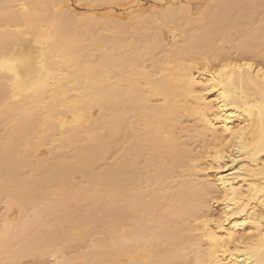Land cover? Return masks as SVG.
<instances>
[{"label":"bare ground","instance_id":"bare-ground-1","mask_svg":"<svg viewBox=\"0 0 264 264\" xmlns=\"http://www.w3.org/2000/svg\"><path fill=\"white\" fill-rule=\"evenodd\" d=\"M172 1L167 6L169 14L162 18L146 17L149 11L138 2L126 13L127 20L122 21L114 14L102 16L92 9L79 16L70 9L68 0H0V130L4 127L0 131V167L5 168L0 176V198L10 200L0 227V264L19 259V254L30 256L31 251L36 255L55 251L57 239L50 240L55 248L50 251V245L44 247L40 243L35 229L42 235L47 227H52L58 210L63 215L59 220L66 219L68 213L64 211L71 212L67 208L74 205L68 201L71 191L67 189L73 192L77 188L74 196L83 197L78 198L79 203L88 201L86 204L95 210L97 198L93 203L91 199L97 191L89 185L93 182L102 189L106 185L113 192H105L113 201L109 207L106 204V213L103 212L110 218V227L109 218L105 223L104 216L96 210L100 214L93 217H102L106 226L93 219L92 213L91 217H80V212L89 211L86 204L81 205L83 211L78 208L79 203L78 209L71 206L80 217L76 219L78 225L85 223L80 227L89 228L87 221H94L101 228L94 232L96 236L93 231V236L86 233L87 228L86 232L81 230L87 239L82 241L96 239L101 235L97 233H104L102 227L110 230L90 242L92 246L82 242L94 249L83 255L78 253L84 260L82 264H264V23L245 32L243 41L233 43L226 52L224 45L220 44L222 49L217 47L213 36L220 32L214 34L215 30L226 28L215 29L212 25L219 14L215 2L216 18L214 22L208 20L212 23L209 25L206 18L195 19L190 13L177 16L176 0ZM231 2L217 0L218 7L227 5L225 10ZM258 4L253 13L260 8L261 3ZM234 5L245 10V15L253 10L237 0ZM211 12L206 14L207 19L214 17ZM226 14L225 17L232 18ZM224 18L220 23H229ZM149 29L153 30L151 35ZM139 34L143 40L141 36L137 39ZM145 35L149 36L144 38ZM224 35L225 30L218 38L227 41ZM191 144L200 147L196 146L194 151ZM47 145L52 147L48 154L35 155ZM109 146L116 148L115 152L113 147L110 151L113 158L105 155ZM66 149L72 150L73 156H66L70 153ZM104 157L113 159L107 158L112 163L104 168L101 165L99 175H94V166L102 164L100 159ZM25 167L32 174L38 169L45 174L48 169V175L43 178L41 173L42 179L38 180L31 174L15 181ZM74 169L91 182L75 185L78 180L66 176L74 174ZM63 176L67 181L60 180ZM51 178L54 180L50 183L46 181ZM58 178L64 183L57 191V187L51 186L57 185L54 183H58ZM42 181L59 194L67 188L68 194L63 195L68 202L66 210L58 208L64 205L62 196L58 197L62 202L56 200L57 204L51 197L49 202L47 197L42 199L44 191L34 188L37 183L46 190ZM14 186L18 188L16 192ZM86 186L88 191H94L89 192V197ZM30 191H34L32 196L44 194L42 201L35 199L38 196L29 201ZM25 200L26 205L34 203L36 210L42 202L47 204L37 210L46 226L41 227L37 215V221H30L40 225L34 222L36 228L33 226L34 232L30 231L36 234V240L30 237L28 218L26 223L19 218L24 226L20 224L22 227L18 228V218L12 211L14 202L23 205ZM52 202L58 205L55 210L51 208ZM214 203L221 206L217 215L211 212ZM98 205L102 206V201ZM29 206L25 209L30 212L24 211L35 217L36 211ZM45 210L56 213L50 211L56 217L53 224L48 222L50 226L46 219L51 216ZM57 220L56 227L62 224ZM72 220L67 223L77 225ZM75 224L73 231L78 227ZM62 226L63 231L72 233V226ZM27 232L31 239L28 242L23 237ZM55 233L56 230L52 235L56 236ZM63 233L61 239L66 235ZM79 234L65 238L70 242L78 236L75 244L81 243ZM20 236L26 242L16 246ZM26 243L32 249H27V253ZM66 247L70 250V245ZM59 252L56 255L55 251L54 256L64 255V250ZM65 257L56 258L54 264H74L76 259L80 260L76 256Z\"/></svg>","mask_w":264,"mask_h":264},{"label":"rangeland","instance_id":"rangeland-1","mask_svg":"<svg viewBox=\"0 0 264 264\" xmlns=\"http://www.w3.org/2000/svg\"><path fill=\"white\" fill-rule=\"evenodd\" d=\"M232 1V0H231ZM235 1L236 0H233V2H231V5L227 8V10H225L226 9V6L227 5H224L223 7H221V6H219L218 7V4H217V0H176V5H175V13H176V15L177 16H179V17H181V16H183L184 14H187V13H190L191 15H193L194 16V18L195 19H205L207 22L206 23H208V20L210 21V19H211V22L213 21H215V20H213L214 18H216V16H214V14H217L216 12H215V10H214V8L215 7H213V3L216 5V8L218 9L217 11H218V13L219 14H221L220 16L222 17H218V15L219 14H217V18H216V21L212 24L211 22H209L208 24L209 25H214V27H215V29H219V26H220V28H222L221 26H225L226 28H222V30H215L214 31V34H215V32H219V33H217V34H215V35H213L214 37H215V41H216V44H218L217 45V47H219V49H222L221 48V45H224V48H225V51L227 52V51H229V49L231 48V46L232 45H234L235 43L237 44V43H239L240 41H243V39H244V35H245V32H249V31H252V29L254 28V26H260V25H262L263 23H264V0H259V2H258V0H237V2H238V4H240L241 6H244V5H249L250 7H254V5L256 6V4H260L261 3V5H260V8L259 9H257L256 11H255V13H253V11L256 9V7H255V9L253 8V10H252V12L251 13H253V15L250 13H247L248 15H245L246 14V11L245 10H243V9H237V7L239 8V6H233V4L235 3ZM139 2V4H141L144 8H146L148 11H149V13H146L145 14V16L146 17H148V18H152L153 16H155L156 18H162V17H164L165 15H167V14H169L168 12H169V10L167 9V6L169 7V5H172L173 4V1L172 0H116V1H111V2H106V1H90V0H68V4L70 5V9H72L73 11H75L76 13H78V14H80L79 16H85V15H87V13H90V12H92L91 11V9L93 10V11H96V13H100V15H102V16H104V15H110V14H114V15H116L119 19H121L122 21H126L127 20V14L126 13H128L129 11H130V7H133V6H135L137 3ZM141 2V3H140ZM172 2V3H171ZM256 2V3H255ZM233 3V4H232ZM258 4V5H259ZM16 5H18V4H15V8H17L16 7ZM20 5V4H19ZM214 5V6H215ZM215 8V9H216ZM222 8V9H221ZM235 8V9H234ZM240 8H242V7H240ZM234 9V10H233ZM211 10H213L212 12H211ZM229 10L231 11V12H229ZM243 10V11H242ZM209 12H211V14L214 16V17H212L211 16V18H209V19H207L208 18V15L206 16V14H208ZM215 12V13H214ZM226 13H228V17H229V15L230 16H232V18H227V16L225 17V15H227ZM104 14V15H103ZM198 14V15H197ZM204 14H205V16H204ZM210 14V13H209ZM246 16V18L247 17H249V15L251 16L250 18H244L245 16ZM204 16V17H203ZM210 16V15H209ZM240 16H242V17H240ZM197 17V18H196ZM199 17V18H198ZM225 17V18H224ZM237 17V18H236ZM239 17H240V19H239ZM219 18V23L217 22V19ZM223 18L224 19H226L227 21L229 20V23L228 22H226V24L225 23H220V22H222L223 21ZM242 18H244L243 20H242ZM205 20H204V22H205ZM239 20H241V21H239ZM240 23V25H239V23ZM217 22V23H216ZM211 23V24H210ZM236 23H238V25L236 24ZM204 24V23H203ZM207 24V25H208ZM218 26H217V25ZM249 24V25H248ZM236 25H237V28H235L236 27ZM240 27V28H239ZM151 28H153V26L151 27ZM150 28V29H151ZM239 28V29H238ZM149 29V31H150V35L153 33V30L151 31ZM154 29V28H153ZM188 29H190V27H188ZM227 29V30H226ZM235 29H238L237 31H234ZM224 30H225V34H227L225 37H227V41H225L224 40V37L223 38H218L220 35H221V37H222V33L224 32ZM145 32L147 31V32H149L148 30H144ZM142 33V32H141ZM140 33V34H141ZM144 33V32H143ZM221 33V34H220ZM139 34V36H138V38L137 39H140V40H143V37L141 36ZM147 34H149V33H147ZM144 35V34H143ZM219 35V36H218ZM136 36V37H137ZM141 36V37H140ZM147 35H145L144 36V38L146 37ZM149 36V35H148ZM147 36V37H148ZM217 36V37H216ZM140 37V38H139ZM146 37V38H147ZM223 39V40H222ZM240 39V40H239ZM218 40H219V43H217L218 42ZM234 42H233V41ZM239 40V41H238ZM214 41V42H215ZM227 43V44H226ZM232 43V44H231ZM234 43V44H233ZM221 44V45H220ZM231 44V45H230ZM230 46V47H229ZM216 47V48H217ZM214 53V52H213ZM155 54H158V52H156L155 51ZM154 54V55H155ZM188 122H185L184 123V125H186ZM188 125V124H187ZM2 128H4L3 126L1 127V130H2ZM0 130V131H1ZM3 132V131H2ZM1 132V133H2ZM0 133V134H1ZM198 144H191L190 146H193V147H191V149L193 148V150L195 151V149H196V146H197ZM45 147V146H44ZM41 147V149H38V151H40V152H38V151H36V156H40V155H42V154H48L49 152V150L52 148L51 146H49V145H47V147ZM49 147V148H48ZM112 147L113 146H109V151L105 154L106 156H108V155H112V157L111 158H113V154H111L112 152H113V150H111L112 149ZM198 147H200V144H199V146H197V149H199ZM47 148V149H46ZM113 148H115V147H113ZM49 149V150H48ZM196 149V150H197ZM19 150V149H18ZM21 150H23V149H21ZM67 150V149H66ZM66 150L64 151V152H66ZM70 150V149H69ZM69 150H67V152L69 151ZM24 151V150H23ZM72 151V150H71ZM71 151H69L70 153L69 154H65L66 156H73V154L74 153H71ZM110 151H112L111 153H110ZM116 151V148L114 149V152ZM193 151V152H194ZM199 151L200 150H198L197 151V153H199ZM20 152V151H19ZM66 152V153H67ZM21 153H23L22 151H21ZM19 154L20 155V157L22 156V154ZM194 153H196V152H194ZM17 154V153H16ZM18 155V156H19ZM16 157V156H15ZM14 157V158H15ZM19 157V158H20ZM109 157V156H108ZM108 157H106V159H105V157L104 158H102V159H100L99 161H100V163H102V164H98L99 165V167H98V165H95L96 166V168H95V166H94V170L96 169V171L93 173L94 175L95 174H97V175H99L98 173H100L99 171H101L102 170V167H101V165L103 166V168L105 167V166H107V165H109V164H111L112 162H109V161H107V158ZM110 158V157H109ZM108 158V160H113V159H109ZM16 159H18V157L17 158H15V160ZM34 162H35V159L33 160ZM99 161H97L96 162V164L99 162ZM75 162V161H74ZM104 163H106V164H104ZM3 166V165H2ZM44 166V165H43ZM75 167H77L76 165H75ZM101 167V168H100ZM1 168V167H0ZM99 168L101 169V170H99ZM24 170H23V172L21 173H19L18 175H16V177H15V181L16 180H18V179H20V178H23V176H24V178H27V177H29V176H31V174L32 173H30V169L28 168V167H25V168H23ZM47 169V168H46ZM3 170V171H2ZM40 169H38V170H33V173L34 174H32V176H37V178H38V180H40V179H42V178H40V175H41V173H42V171L40 170ZM42 170H43V168H42ZM44 170H45V168H44ZM75 170V169H74ZM1 171L2 172H0L1 174H0V176H3V174H4V171H5V168H4V166H3V169L1 168ZM26 171V172H25ZM32 171V170H31ZM46 171V173L45 174H47V172H48V169L47 170H45ZM79 171V170H78ZM98 172V173H97ZM24 173H25V175H24ZM45 174L44 173H42V176H43V178H44V176H45ZM48 175V174H47ZM46 175V177H51V176H47ZM21 176V177H20ZM68 178H70L72 181L73 180H78V181H74L75 182V185L77 184V183H79L78 185H80L81 184V186H85V185H87L86 184V182L87 181H89L90 179H88V180H86V179H84L83 178V175H82V173L81 172H77V169L75 170V173L74 174H72V172H71V174L70 173H68L67 175H66ZM66 176H63L60 180H65V181H67L66 180ZM34 177V178H35ZM81 178H83L84 180H81ZM87 178V177H86ZM97 178V177H96ZM36 179V178H35ZM52 179L53 178H51V179H46V181H48L49 183H50V180L52 181ZM54 180V179H53ZM56 180V179H55ZM59 180V178L57 179V182L58 183H60L61 185H58V183H56L55 181V183L54 184H57V185H53V186H51V188H55V187H57L58 189H57V191L58 190H60V188L62 189L63 187H62V184L64 183V181L63 182H60V181H58ZM71 180H69L68 179V181H71ZM82 181V182H81ZM37 182V181H36ZM42 182H44V181H42ZM85 182V183H84ZM90 182H91V180H90ZM89 182V183H90ZM48 183V184H49ZM94 183V182H93ZM89 184V185H94L95 187H96V189L94 188V186H93V189H95L97 192L96 193H94L96 196L95 197H93L92 199H91V197L90 198H88L87 200H89L90 201V199H91V202L95 199L96 200V198H97V200H96V202H97V204H95V210H96V212L98 213V212H100L101 213V215H102V217H103V220H104V222L109 218V216H108V214H103V212H104V210H105V212L104 213H106V208H105V206H107L108 205V207H109V204H111V202L113 201V197H109V195L110 194H107L108 193V190H109V193H113L112 192V190H110L111 188L109 187L108 188V186H106V185H103V189L105 188V190H103L102 188H99L100 187V184L98 185V183H94V184ZM121 183H123V182H121ZM33 184V186H34V184L35 183H32ZM31 184V185H32ZM43 184H46V186H45V188L44 189H46V190H43V187H42V185H40V184H35V186L36 187H38V188H36V187H34L35 189H38V190H41L42 191V193H43V191H44V193H45V195L44 194H42L41 195V193H40V195L38 196V195H33L34 197H36V196H38V199L37 198H35L36 200H39V202H40V200H41V198L40 197H42L43 195H44V198H42V199H45V197H47V200H46V202H49L48 201V198L49 197H51L52 199H53V201L54 202H56V200H58V202L59 203H61L62 201V198H61V200L58 198V197H63V195L64 194H68V191H71L69 194H73V196L72 195H69L68 194V201H70V202H72V204H74L73 206H74V208H77L76 207V204H78L79 203V201L80 200H78V198L79 197H82V196H74V194L75 193H73L74 192V190L76 189L77 190V188H75L74 190H73V192H72V190H69V189H67L66 188V186L64 187V188H66V189H63V190H61V191H59V192H62V191H64L65 190V193H62V194H59V193H56L57 191L55 190V192H54V190L53 189H51L50 190V187H49V185H48V187H47V182L45 183H43ZM137 184V183H136ZM135 184V185H136ZM51 185V184H50ZM122 185V184H121ZM138 186H139V184H137ZM60 188H59V187ZM64 186V185H63ZM92 186L90 187V188H92ZM99 186V187H98ZM105 186V187H104ZM137 186V187H138ZM29 187H30V189H33V188H31V186L29 185ZM107 187V188H106ZM123 187V186H122ZM40 188V189H39ZM69 188V187H68ZM87 188H89L88 186H86L85 187V192H87L88 191V189ZM18 190V188H16V186H14L13 187V191H17ZM56 189V188H55ZM70 189H72V188H70ZM93 189H91V190H93ZM84 190H82L83 192H84ZM90 190V191H91ZM101 190H103V191H101ZM46 191V192H45ZM48 191H52V194H51V192H49L48 193ZM82 191L81 192H79V193H81L82 194ZM90 191H88V193L90 192ZM107 191V193H105ZM111 191V192H110ZM32 192H34V191H30V198H29V201L32 199V194H34V193H32ZM35 192H36V190H35ZM38 192H40V191H38ZM78 192V191H77ZM94 191H92V192H90L91 194L93 193ZM101 192V193H100ZM106 195V196H108V198H111L110 199V201H109V199L108 198H105L104 197V194ZM32 193V194H31ZM49 194V196H48V194ZM79 193L78 194H76V195H79ZM90 193H89V195H88V197L90 196ZM55 194H57L58 196H55ZM66 194V195H67ZM84 194V193H83ZM82 194V195H83ZM85 195H86V193H85ZM103 197V198H105V199H108V201L106 200L105 201V199H103V198H100L101 196ZM54 196H55V198H54ZM71 196H72V198H71ZM67 197L66 198H64V202H62V203H64V205L63 206H61L60 204V206H58V205H56L57 204V202H56V204L55 203H53L54 205H53V207H51V206H49V207H51V208H53L54 210H55V207L56 206H58V208H61L62 209V207L66 210V205H65V202H67ZM85 197H87V195L85 196ZM40 198V199H39ZM83 198V197H82ZM7 199V200H6ZM66 199V200H65ZM81 199V198H80ZM100 199V200H99ZM102 199V200H101ZM77 201V203H76V201ZM81 200H84V199H81ZM86 200V199H85ZM94 200V201H95ZM42 201V200H41ZM43 201H45V200H43ZM101 201H102V206H100V205H98V203H100L101 204ZM28 201H26L25 200V202L23 201V205L22 204H20V203H18V201H17V204H16V202H14V207H13V213H14V215H16V217L18 218V224H17V226H18V228H20V227H22V226H24V224H22V223H19V218L22 220V222L24 221V220H26L27 218H28V222H29V224L31 225V227L29 228V229H31V230H29V232L30 231H33V226H35L36 224H38L37 226H40L41 225V227H42V225L43 226H46V225H44V223H45V219L44 220H42V217L43 216H40L37 212V210L39 209V207H40V204H39V206H37L36 204H35V206H37V210H36V208L34 207V203H33V205H32V203H30L31 205L30 206H33V208H34V212H35V215H33V216H35V217H32V215H29L30 213H28V214H26V212H30L28 209H25L26 207L25 206H29V203L26 205V203H27ZM34 202H36V201H34ZM38 201H37V203H39ZM46 202H42L43 203V206H42V203H41V207H45V206H47V204H45ZM95 202V203H96ZM108 202V203H107ZM8 203H10V200H9V198H7V197H5V196H3L2 198H0V227H1V222L3 221L2 219H3V214L5 215L6 214V212H7V205H8ZM68 203V202H67ZM86 203H88V201H83L81 204L79 203L78 205H80L78 208H80L82 211H83V208H82V204H83V206L85 207V204ZM93 203V202H92ZM70 204V203H69ZM105 204V205H104ZM107 204V205H106ZM45 205V206H44ZM87 205V204H86ZM98 205V206H97ZM30 206H29V208H30ZM55 206V207H54ZM69 206V205H68ZM72 206V205H71ZM70 206V208H67V209H70L69 211H71L72 212V215L70 214L71 212H68V211H64V213L65 212H67L68 213V215H65V216H67V217H70V219L72 220V217H73V222H77L78 221V219H80V217H82V218H84L83 216H85L86 214H94V215H92V218L93 219H96V221H98V223L100 222L101 223V225L102 226H106V224H104L103 223V221H102V217H100L99 218V220L97 219L98 218V216L97 215H99V214H96V212H95V210H93L89 205H87L86 207H88L89 206V211L87 210V209H85V211L87 210L88 212H84L83 211V213H81L80 212V217L77 215V214H75V213H73V210H72V207ZM99 206L100 207H102V208H100L99 209ZM40 207V208H41ZM49 207H47L46 208V210H49ZM50 208V209H51ZM77 208V209H78ZM96 208H98V209H96ZM221 206H220V203L218 204V203H214L213 204V206H212V208H211V212L214 214V215H217V214H219L220 213V211H221ZM24 209H25V211H24ZM42 209V208H41ZM41 209H39V210H41ZM64 209H62V211L64 210ZM102 209V210H101ZM30 210H33L32 209V207H31V209ZM46 210H45V212L44 213H46ZM52 210V209H51ZM50 210V211H51ZM53 210V211H54ZM58 210V209H57ZM100 210V211H99ZM44 211V210H43ZM42 211V212H43ZM50 211L49 212H47V213H49L50 214V216H51V213H53L52 211H51V213H50ZM62 211H60V212H62ZM75 211V210H74ZM102 211V212H101ZM55 212V211H54ZM76 212V211H75ZM78 212H79V210H78ZM39 213H41V211H39ZM44 213H41V214H44ZM46 213V214H47ZM58 213H59V210H58ZM57 213V215H56V217L53 215V216H51V217H49L48 219H46L47 220V222H46V224L49 222L50 224H53V220H54V218H56L55 220H54V224H53V226L52 227H49V229H48V227H47V230H45L46 231V233H45V231H43L44 233H45V235L43 236L44 237V240H43V237H42V235L44 234L43 232H41L42 233V235L41 234H39L40 232L39 231H37V229H35V231L37 232V236L39 235L40 237L39 238H41L40 240L43 242H40L41 244H44V247H45V245H50V244H53L54 242H51L52 240H55V239H57V240H55V246H54V244H53V246L54 247H56V249L54 248V247H52V245H50L51 246V249H50V251L51 250H53V249H55V251H56V255H57V253L60 251V252H62V250H64V255L62 256V253H61V255H58L57 257L56 256H54V254H55V251L53 250V251H51L52 253L51 254H47L46 255V253L48 252H45V248L43 247V246H41V244H40V247L42 248V250L44 249V252H45V255H43V253H42V255H36V253H34L33 251H31L32 249L30 248V246L28 247V246H25L26 248H24V249H26V251H25V253H27V249L28 250H30L32 253L30 254V256H29V254L27 255H24V256H20L21 254H19V256L18 257H20L19 259H17L18 257H16V259L17 260H9V261H7L5 264H54L55 263V259L57 258V259H61V257L63 258L64 256H66L65 258L67 259V257L68 258H70V257H73L72 259H74L75 258V256H76V258L79 256L78 255V253H81L82 252V254L81 255H83V253L86 251H88L89 249H92L91 248V244L94 242V240H96L97 241V238H100V237H103L102 236V234L104 235L105 233H107L109 230H110V228H109V230H108V228L107 227H110V218L108 219V221H107V223L109 224V226H107V227H102V228H105L106 229V231H105V229H104V233H97V235L98 234H101V235H99V236H97V238L96 237H94V238H96V239H94L93 237V239L94 240H91L90 238V236H88L87 234H85V232L86 233H89V235H91V236H93L92 234H90L92 231H93V234H94V232L96 231H99L100 232V230H101V228L100 229H98L99 228V226L100 225H98V227L95 225V224H93V220H92V218H89V219H91L93 222H90L89 223V221H87V223L88 224H90V225H88V227L89 226H91L92 228L93 227H95V228H93V230H92V228L91 227H89V228H87V227H80V226H84L85 225V223L83 224V225H78L79 223L77 222V225L76 226H78L79 228H81V229H79L78 231H77V229H78V227L76 228L75 227V229L76 230H74L73 231V229H74V224H70V223H72L71 222V220L68 218L67 219V217H66V219L64 218V220L66 221L65 223L63 222L64 220H63V218H62V221H60L61 220V218H59V217H61V216H63V215H59ZM217 213V214H216ZM31 214H33V213H31ZM53 214H56V213H53ZM66 214V213H65ZM82 214H85V215H82ZM89 214V217H91V215ZM26 215H27V217H26ZM36 215L38 216V222H42L40 225H39V223H37L36 221H37V219H36ZM72 217H71V216ZM22 216L23 217H26L25 219L24 218H22ZM46 216V215H45ZM64 216V217H65ZM95 216H97V218H94ZM47 217H48V215H47ZM79 217V218H78ZM86 217H88V216H86ZM107 217V218H106ZM33 218V219H32ZM39 218H40V220H39ZM44 218V217H43ZM46 218V217H45ZM81 218V219H82ZM36 219V221H33V224H32V222H30V221H32V220H35ZM59 221H58V220ZM76 219H77V221H76ZM101 219V220H100ZM56 220H57V222H62V224L60 223H58L59 225H58V227L60 228L61 227V229H62V225L64 224V226L65 225H68V226H72L71 228V232L72 233H70V234H68L67 232H69V231H67L66 232V229L63 231V229L65 228H63L62 229V232H61V229H59L58 227H56L57 225H55L56 224ZM67 220L70 222H68L67 223ZM83 220V219H82ZM88 220V219H87ZM90 220V221H91ZM79 221H81V220H79ZM85 221H86V218H85ZM95 221V222H96ZM27 222V223H28ZM34 222H36V224H34ZM44 222V223H43ZM81 222H83V221H81ZM23 223H26V221H24ZM48 223V225L50 226V224ZM97 223V222H96ZM97 223V224H98ZM99 223V224H100ZM106 223V222H105ZM132 223V222H131ZM20 224H22V226H20ZM82 224V223H81ZM104 224V225H103ZM122 224L123 225H126V221L125 220H123V222H122ZM121 224V226H123ZM55 225V226H54ZM86 225V226H87ZM128 225H126L125 227H127ZM129 226H130V223H129ZM55 227H56V229H55ZM67 227V226H66ZM35 228H36V226H35ZM44 228V227H43ZM50 228H52V229H50ZM84 228V229H83ZM87 228V229H86ZM97 228V229H96ZM42 228H40V231H42L41 230ZM45 229V228H44ZM85 229H86V231H85ZM94 229H96V230H94ZM53 230V231H52ZM55 230H56V232H57V234H56V236H54V235H52V234H54V232H55ZM68 230V229H67ZM81 230H84L83 232H84V234L85 235H87V237H88V239H90L91 241L90 242H92L91 244H90V242L88 243V242H86L85 243V241L87 240V239H85L84 237H83V233H80L81 232ZM34 232V231H33ZM63 233V232H65L66 233V235H68V236H70V235H75V233L76 234H79L80 236H79V238H80V240L79 241H81V243H79V242H76V244H75V241L77 240V238H78V236H74V237H72L73 239H71V240H73L74 241V243H72L71 242V240H70V242H68L67 241V238H65V236H64V238H65V240L67 241H64V238H62L61 239V233ZM79 232V233H78ZM31 233V232H30ZM49 233V234H48ZM58 234H59V236H58ZM31 235L35 238V235H33V233H31L30 234V237H31ZM63 235H64V233H63ZM63 235H62V237H63ZM84 235V236H85ZM95 235V234H94ZM27 237L25 240L27 241L29 238H28V236H29V233L27 232V234H24L23 235V237ZM36 236V237H37ZM96 236V235H95ZM21 237L22 236H20V240L21 241H19V238L18 239H16V244H18V245H16V246H19V244H20V246H21V244L22 243H20V242H22L23 241V243L24 242H26V241H24V240H22L21 239ZM22 237V238H23ZM48 237V238H47ZM32 238V237H31ZM50 238V239H49ZM59 238L61 239V240H59ZM69 238H71V236L69 237ZM37 239H38V237H37ZM76 239V240H75ZM3 240H4V238H3ZM7 240H9V239H7ZM31 239H29V241H30ZM33 240V239H32ZM35 240H36V238H35ZM51 240V241H50ZM63 240V241H62ZM69 240V239H68ZM82 240H85V241H82ZM19 241V242H18ZM34 241V240H33ZM12 242H14V241H12ZM28 242V241H27ZM37 241H35V243H36ZM38 242V243H39ZM49 242V243H48ZM82 242H84L85 244H86V246H88L87 244H89V245H91L90 246V248H88V247H86L85 245H84V243L82 244ZM31 243V242H30ZM69 243H71V244H69ZM34 244V243H33ZM95 244V243H94ZM14 245L15 244H13V247H14ZM22 245H24V244H22ZM57 245V246H56ZM67 245H70V250L66 247ZM33 246V245H32ZM49 246V247H50ZM59 246H62V247H59ZM65 246V247H64ZM77 246V247H76ZM24 247V246H23ZM23 247H21L22 248V251H24L23 250ZM34 248H35V252H36V250H38V248H36L37 247V244H36V246H33ZM38 247H39V245H38ZM39 247V251H40V253H41V248ZM47 247V246H46ZM49 247H47V249L49 248ZM94 247V246H93ZM16 248V247H15ZM18 248V247H17ZM20 247H19V250L21 249ZM81 248V249H80ZM87 248V249H86ZM14 249V248H13ZM68 249V250H67ZM83 249V250H82ZM15 250H18V249H15ZM49 250V249H48ZM75 250V251H74ZM92 250H94V249H92ZM49 251V252H50ZM58 251V252H57ZM43 252V251H42ZM60 252H59V254H60ZM92 252V251H91ZM20 253H23V252H20ZM30 253V252H29ZM39 253V254H40ZM33 254V256H31ZM16 255H18L17 254V251H16ZM15 255V256H16ZM53 255V256H52ZM80 255V256H81ZM27 256V257H26ZM37 256V257H36ZM50 256V257H49ZM60 257V258H59ZM75 258V259H76ZM79 259H80V257H78ZM22 259V260H21ZM77 260V259H76ZM75 260V262H74V264H82L83 262H84V260H83V258H81L80 260H77L76 261Z\"/></svg>","mask_w":264,"mask_h":264},{"label":"snow or ice","instance_id":"snow-or-ice-1","mask_svg":"<svg viewBox=\"0 0 264 264\" xmlns=\"http://www.w3.org/2000/svg\"><path fill=\"white\" fill-rule=\"evenodd\" d=\"M249 67H251V65H249Z\"/></svg>","mask_w":264,"mask_h":264}]
</instances>
